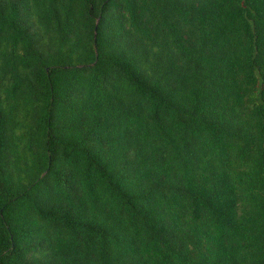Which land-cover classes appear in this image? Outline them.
Segmentation results:
<instances>
[{"label": "trees", "instance_id": "16d2710c", "mask_svg": "<svg viewBox=\"0 0 264 264\" xmlns=\"http://www.w3.org/2000/svg\"><path fill=\"white\" fill-rule=\"evenodd\" d=\"M0 264H264V0H0Z\"/></svg>", "mask_w": 264, "mask_h": 264}]
</instances>
